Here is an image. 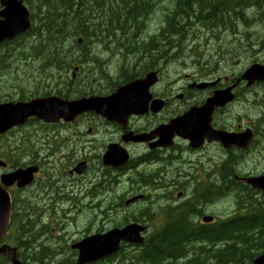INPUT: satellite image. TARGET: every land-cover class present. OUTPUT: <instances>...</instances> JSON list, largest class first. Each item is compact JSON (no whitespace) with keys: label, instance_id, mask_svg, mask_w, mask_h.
<instances>
[{"label":"flooded vegetation","instance_id":"flooded-vegetation-1","mask_svg":"<svg viewBox=\"0 0 264 264\" xmlns=\"http://www.w3.org/2000/svg\"><path fill=\"white\" fill-rule=\"evenodd\" d=\"M162 58L160 57L159 60ZM33 62L29 60V62L21 64L22 73L25 76H29L30 81L35 80V77L32 76L35 72ZM156 70L157 74L159 73L157 83L161 84V68H156ZM8 71L11 72V69ZM149 71L153 70L150 68ZM237 77L225 76L220 78L211 75L200 76L197 74H185V76H179L173 80L168 86L170 90L167 89L166 83L164 87L160 86L157 88V85H155L150 89L152 99L163 100V107L158 112L148 110L143 115H130L122 120V123L116 120H108L93 112H89L74 118L71 122L60 120L53 124L54 130L58 132L62 129L66 134L68 131H71L72 143L74 142L70 160H68L65 166V172L60 174V185L56 187V194L53 196L47 193H38L39 189L44 186L42 178L39 176L42 165L38 162V153L42 147L44 148L47 142L49 126L46 124L35 126V132L29 138L21 141L25 143L29 139L31 140L33 146L30 152L31 159H25L23 161L22 155L29 151H25L24 146H22L21 156H18L21 159L16 166L21 171V174L25 172L27 177H29V170H32L33 176H31L27 184L15 188L16 193L20 195L21 199L25 196L33 198L32 202L35 206H32L29 211V214L33 216V224L36 225V222L41 221V218L34 212L35 207L45 210L46 213L50 212L51 206L54 205L61 208V212L59 213H64L68 210L80 211L81 213L86 211L90 212L95 218L92 223L95 222L99 216L103 215L104 211L103 200H99L103 193V186L109 185V194L114 193V189L119 187L125 193H132L135 191V182L133 183L132 179L136 171H139L138 178L140 185L149 194L163 193L172 189L173 184L180 181L182 183L189 178L193 179L194 177H190L189 173H187L188 171L185 169L179 170L185 165L184 157L190 156L189 152H194L198 149H192L186 139L180 138V135H178L179 132H176L174 137L170 139V135L173 133L171 128H165L160 132L157 129L163 124L168 123L172 117L181 115L192 107L202 106L216 89L233 85ZM216 79L217 82L212 83ZM201 83L210 84L200 88L196 86ZM245 83V81L241 80L234 86L232 91L235 96L232 102L222 108L218 107L214 109L213 123H218L221 121L222 116L228 113H237L242 118L247 119L245 113V105L247 104L251 108L258 109V97L262 92L258 90L251 91L250 93L247 92L245 89L252 88L258 84L245 85ZM9 90L13 91L11 87ZM239 94L240 99H238ZM248 94L251 96L248 97ZM252 96H255L257 102L253 101L254 97ZM257 122H263V118H257ZM254 125H257V127L263 126L262 123ZM213 126L216 125L213 124ZM247 128V126H239L232 131L239 132ZM259 129L257 139L250 150L244 153L232 154L225 170L219 175L212 174L207 186L193 187L192 193L196 199L184 197L185 199L183 198L182 205L171 212L170 218L175 212L184 210L186 211V217L184 218H187L191 226L202 225V217L207 213V208L213 205L203 207L202 203L204 201L216 200V180H233V176L243 163L258 162L263 157L264 129ZM252 131L254 133L253 129ZM135 139H140V141L135 142ZM112 144H116L127 151L129 154L128 161L121 166H99L101 162L100 155L102 158L105 150ZM183 148H186L189 152L186 150L180 152ZM137 149H140V151L137 152ZM201 151L202 153L192 160L193 167H195L196 162L199 163L204 160L212 167L215 163V153L208 151L206 158L205 147ZM251 151H253V155L250 157L249 152ZM134 156H136L137 160L131 164ZM227 156H229L228 153ZM247 158L248 160H246ZM5 160V166H7L5 169L6 171H10L11 165L8 162L9 158L7 155H5ZM80 162H84L85 164L82 166V172L77 173L76 170L81 167L79 166ZM145 163L149 164V168H152L151 175L141 173V166ZM189 165L190 163L187 164V166ZM170 167H173L174 170L171 171ZM57 168L58 164H48L46 169H44L45 176H53V172ZM182 171L185 175L182 174ZM177 175H180L181 178ZM182 179L184 180L182 181ZM185 184H189V182L185 181L182 185ZM111 187L112 189H110ZM144 195L147 196L146 193ZM227 197L232 198L230 195ZM65 199L70 202L67 203ZM177 203L175 202L174 205ZM115 209H119V204L114 205L112 211H115Z\"/></svg>","mask_w":264,"mask_h":264},{"label":"trees","instance_id":"trees-1","mask_svg":"<svg viewBox=\"0 0 264 264\" xmlns=\"http://www.w3.org/2000/svg\"><path fill=\"white\" fill-rule=\"evenodd\" d=\"M51 1L40 0L34 8L33 14L35 19H39L40 30L39 38H33L34 44L40 45V51L48 57L53 50L47 45L62 44L64 51L68 53L73 51L71 48L73 42L70 40L72 35L82 34L89 37L91 34L99 33L104 37H112L114 31L116 33L118 31L121 47L127 52L118 61V76L111 80L124 79L137 70V68L133 69V60L136 56L140 57L139 52L143 50L151 37L147 31L149 29L146 23L147 17L153 13L154 7L160 1L163 2L164 7L162 15L157 18L166 23L169 33L165 44L167 48L164 51L167 61L178 62L176 61L179 59L178 53L187 51L191 54L180 59L185 61L189 58L193 62L195 55L192 53L193 46L187 48L181 36L195 33L192 32L195 25L205 26L217 33L216 29L225 23V19L229 25L230 18L233 31L229 32L227 37L240 28L241 35L246 34V39L252 40L257 45L258 37H255L251 27L264 19V0H53L50 5ZM45 6L49 7L48 12L39 16L41 9ZM74 6L77 7L76 10ZM82 6H85L84 9ZM235 6L238 9L236 13H234ZM244 6L249 8L242 9ZM247 10L250 13H247ZM62 15L64 20H61ZM99 21L103 22V26L99 24ZM62 22L68 29L61 42L56 41L55 37L59 33ZM108 23H112L115 26L114 29L108 27ZM93 30H97L98 33H94ZM142 31L144 37L141 40ZM174 35H178L180 44L172 41ZM138 41H140L139 44ZM262 41L264 43V39ZM148 44H151V41ZM191 44L192 41H190ZM20 51L33 56L26 48ZM73 52L76 53L75 50ZM158 54L152 56V59H158ZM81 58L82 56L77 54L71 59L77 61ZM102 78L100 79H107V77ZM215 189V199L232 196L235 205L232 215L219 219L211 226H191L187 218H184L186 211H177L166 227L150 234L143 245L134 248L129 256L128 264H251L256 256L264 252V207L253 192L237 185L233 180H216ZM30 209V205H24V211L18 213L19 220L15 229L18 233L23 232L21 234L23 240L29 238L28 241L21 243V248L22 250L33 248L29 255L30 260L34 264L37 262L44 264L53 252L43 244H39V248L35 246L38 251H34L35 247L31 241L36 236L35 227L33 223L27 221ZM28 243L31 245L28 246ZM25 251L26 249L23 250ZM24 258L26 260L25 255ZM119 260L118 258L117 261ZM64 263L65 260H62V264ZM67 263L73 264L72 261Z\"/></svg>","mask_w":264,"mask_h":264},{"label":"rangeland","instance_id":"rangeland-1","mask_svg":"<svg viewBox=\"0 0 264 264\" xmlns=\"http://www.w3.org/2000/svg\"><path fill=\"white\" fill-rule=\"evenodd\" d=\"M83 7H85V6H82V8ZM76 8L77 7L74 6V10H76ZM154 9L156 10V7H154ZM158 10L154 11L153 13H157ZM62 14H64V12ZM65 14H70V13H65ZM151 15L149 17H147V27L149 28L147 31H149L148 33H150V34H152L151 28L158 27L156 25V23L153 22V19L150 20ZM61 20H64V16L63 15L61 16ZM84 20H86V18ZM149 20H150V22H149ZM99 22H100L99 24L101 26H103V22L102 21H99ZM86 23H87V20H86ZM108 24H109L108 27H111L112 29H114L115 26L112 23H108ZM199 27L200 26H197V25L193 26L192 32L197 33L198 30H199ZM225 28L226 27H218L217 29L222 34H213L215 38H218V39L221 40L220 43L222 44V48L223 47H226L228 45V39H226V37H225V33H227L228 30L225 29ZM67 29H68V27L66 26V24L62 22L61 27L59 29V33L56 35L55 40L62 42L63 39H64V35H65ZM251 29H252L253 32H255V37L257 38L261 33L264 32V19L260 20L259 22L254 23L252 25ZM121 30H124V28H121ZM142 34H143V31H142L141 36H140L141 37V40L144 37ZM151 38H153V40L151 41V44H148V42H150ZM262 40H263V38H260V37H258L257 40H256L257 41V45L256 46H257V49L258 50H263L264 49V43H263ZM139 43H140V41H138V44ZM165 43H166L165 38L161 37L159 34L158 35H153V36L150 37L149 41H147L146 45L145 44H144L145 46L143 45L144 48L139 53H141V63H147V62H149L152 59V56H154L156 53H159L158 54V57L159 58L160 57H163L161 59V61L162 62L165 61L166 62V65H167L166 66V69L164 70V72L162 74V78L164 77V78H169L170 79L172 76H174V74H179V70L181 69L180 65L183 63L182 59H180V58L184 57L185 55L191 54V53L190 52H187V51H185V52H179L178 53V58L179 59L176 60L178 62L169 61L170 62L169 63L166 60L167 57H165V55L163 56L164 51L167 48V46H165ZM47 46H50L52 48L53 52H50V55L48 57L47 56L44 57L39 62V64H40L42 70H45L49 66L48 71H49V69L53 65H57L61 71L56 70V75L63 73L66 70V67L64 66V64L67 63L68 60H70L71 58L76 57L77 54H82L83 55L82 68L85 69V71H88L89 72V76H93L94 73L97 72L95 69H91V68L88 67L91 60H96L98 62V65H101L103 67H106V69L109 66L108 65V62L103 58V55H104L103 52L97 53V52L93 51L92 49L91 50H81L80 49V50H77L76 53L73 52V51H69V53H68V52H66V51H64L62 49V44H53V45H47ZM208 52H210V50H208ZM185 61L187 63H192V60L189 59V58L186 59ZM54 62H56L57 64H54ZM244 63H245V60H243L242 63H241L240 60L238 58H236L230 65H228L226 67V69H228V68L238 69ZM95 65H96L95 63H91L90 64V66H95ZM117 68L118 69H117L115 75L112 78H116L115 76H118L119 67L117 66ZM103 70H105V69H103ZM107 70H110V67H108ZM220 72L221 71H218L217 73H220ZM187 73H192V72H181V76H183V75H185ZM26 77L28 78L29 76H26ZM245 108H246V111H245L246 117L253 124H257V123L258 124H261L262 123L263 126L257 127V129H259V128L260 129H262V128L264 129V122H257V118L260 119V118H263L264 117V109L251 108L250 105H248V104L245 105ZM249 155L251 157L253 155V151L249 152ZM246 160H248V158ZM262 161H264V152H263V157L260 158L258 162H262ZM170 168H171V171L174 170L173 167H170ZM47 178L50 181L52 178H54V176L48 175ZM202 187H204L203 184H202ZM192 188L193 187H188L187 188V192H186V196L185 197H192V198L196 199V197L192 193ZM23 199L28 200L30 202H31V200H33V198L27 197V196L23 197L21 199V201H25ZM229 199L232 201L231 203L228 202V201H225V200H229ZM232 199L233 198H231V197L229 198L227 196H223V197H220V198L216 199L215 201L214 200L204 201L202 203V206L205 207V206H208V205H212L213 204L212 207H211V209H216L218 211H222L221 214H220V219H223V218L228 217L229 215H232L233 212H234L235 205H234V200H232ZM65 200H66L67 203L70 202L67 199H65ZM183 200H182V202H183ZM213 201H214V203H213ZM27 205L28 206L29 205L30 206H35V204L33 202H31L30 204L28 202ZM56 212H61V208L59 206L54 205V206H51L50 212H46V214L49 215L51 213H56ZM143 217L144 216H141V218H143ZM28 218L30 220H32L33 219V216L32 215H29ZM94 219H95L94 216H92L91 217V222ZM34 227H35L34 233H35L36 236H34L35 239L31 241V244L33 245V247L37 246L39 248L40 247L39 244H43V245L49 246L50 249H51V251L53 252V255L52 256L57 257V259L54 260V264H62V260H65V263L64 264H68L67 263L68 261H72V258H71L70 254H69V251H68L65 243L63 241L62 242H59L56 239H52L50 237V234L49 233H45L46 232L45 229L47 227V218H46L45 215H43V217L41 218V221L40 222H36V225H34ZM17 231L18 230L14 229L12 231V233L10 232L11 234L10 233L8 234V237L6 239V243L7 244L8 243H14L13 242L14 240H20L21 243L29 240V238L26 239V240H23V237L21 236V234L23 232H20L19 231V233H18ZM29 233L31 234L32 231L29 232ZM31 244L28 243V246H30ZM38 248L35 247V250L34 251H38ZM24 249H26L25 254H24L25 257H26V264H34L32 262V260H30V258H29V255L33 251V248L32 247H30V248H23V250ZM57 249L61 253L59 256L56 254ZM29 250H31V251L29 252ZM118 258L120 259L119 261H117ZM128 262H129V250L126 249L122 253H120L119 256L115 257L108 264H128ZM37 264H41V263L40 262H37Z\"/></svg>","mask_w":264,"mask_h":264},{"label":"water","instance_id":"water-1","mask_svg":"<svg viewBox=\"0 0 264 264\" xmlns=\"http://www.w3.org/2000/svg\"><path fill=\"white\" fill-rule=\"evenodd\" d=\"M20 20L23 19V17L20 15ZM10 19L9 17L7 20L4 22L7 23L9 22ZM27 25H16L12 26L6 29H0V39L3 38H12L16 33L20 32L24 28H26ZM264 76V67H259V66H252L249 68L245 74L243 75L245 77H252V76ZM154 79L152 76H147L143 80H138L135 82H132L130 84H127L126 86L120 88L115 94H113L110 97L107 98H95V99H89L87 101H78V102H72L71 105L73 108H76L77 110H82L83 108H95L97 106V102H101V100H106L104 104H109L111 101H120L126 108V114L130 111V106L129 103L131 104V100L134 99V109L131 112H136L140 113L138 108H142L143 110L145 109V106L147 107V104L149 100L151 99V95L148 93V88L149 86L153 83ZM228 89L223 90V91H218L214 95V97L211 99V102L213 103H219L222 104L225 102L228 97L227 94ZM129 101V102H128ZM87 105V106H85ZM151 110L157 109V106L155 105V102H151ZM125 114V115H126ZM174 122V128L176 129H182L183 127L187 126L189 123L184 122L182 118L176 119L173 121ZM251 182L254 185H258L264 189V183L261 179H256V182L254 180H251ZM9 214H10V202H9V197L6 192H3L0 190V238L4 233V230L8 224L9 221ZM118 231V230H116ZM121 233H127L128 231H135L136 235H138V228H134L133 226L130 228H124L122 230H119ZM141 238L138 236L135 238L136 242H139ZM81 251L79 253L78 257V263H83L86 261H90L93 259H96L99 257L101 254H95L88 256L85 246H79ZM0 252L8 255L12 261L13 264H20V262L16 259L15 256V249L11 248L7 245H2L0 247ZM252 264H264V253L258 256Z\"/></svg>","mask_w":264,"mask_h":264},{"label":"bare ground","instance_id":"bare-ground-1","mask_svg":"<svg viewBox=\"0 0 264 264\" xmlns=\"http://www.w3.org/2000/svg\"><path fill=\"white\" fill-rule=\"evenodd\" d=\"M140 8V7H139ZM84 9V8H83ZM140 10V9H139ZM143 10V9H142ZM135 37V36H134ZM150 50V49H149ZM132 59V58H131ZM131 64V63H130ZM125 73V72H124ZM121 76V75H120ZM116 77V76H115ZM105 78V77H104ZM95 115V114H94ZM263 122H264V117H263ZM211 191V190H210ZM216 191V190H215ZM33 200H31V202H32ZM28 202H29V204L31 203L30 201H28V200H25L24 202H23V205H27L28 204ZM30 208H32V206H30ZM224 219V218H223ZM28 221L30 222V223H33L32 222V220H30V219H28ZM162 228V227H161ZM6 243V242H5ZM136 246H130L129 248H128V250H129V256L133 253V251H134V248H135ZM264 253V252H263ZM263 253H261V254H263ZM260 254V255H261ZM260 255H258V256H260ZM258 256H256L254 259H256ZM254 259L252 260V262L254 261ZM252 262H251V264H252Z\"/></svg>","mask_w":264,"mask_h":264}]
</instances>
